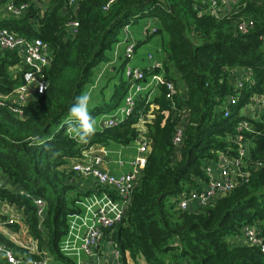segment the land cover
<instances>
[{
    "label": "trees",
    "instance_id": "1",
    "mask_svg": "<svg viewBox=\"0 0 264 264\" xmlns=\"http://www.w3.org/2000/svg\"><path fill=\"white\" fill-rule=\"evenodd\" d=\"M13 1L28 7L20 16L0 17V29L25 40L43 39L50 45V62L41 71L46 89L29 98L22 115L12 112L9 99L0 98V172L9 184L0 187V200L18 211L11 216L18 222L10 224L8 217L7 224L28 227L41 254L30 253L1 232L0 241L20 255L39 259L47 253L52 264H76L62 249L69 217L82 212L68 170L90 145L137 140L143 133L136 124L155 102L159 108L145 122L150 140L146 165L124 217L104 238L116 243L124 264L127 253L147 264H264L259 247L234 242L249 224L258 225L264 235V114L254 118L242 113L253 96L264 94V0H239L227 13L222 12L224 0H218L217 14L208 0H79L76 7L69 0ZM7 2L0 0V8ZM142 18L156 22L150 37L163 36L166 58L155 72H163L186 96L178 93L172 101L166 85H160V95L154 101H137L123 123L95 128L87 142L72 138L66 121L75 98L86 94L90 83L97 84L96 66L109 59L107 52L120 41L124 28ZM74 19L79 22L76 31L69 26ZM247 20L254 24L242 32L239 23ZM123 56L114 73L125 67ZM21 63L18 49H0V94L9 96L23 83ZM247 68L253 72L251 79L236 87L244 72L237 76L236 70ZM127 89L121 75L110 94L115 102L106 101L103 93V100L89 110L91 116L113 112ZM228 95L238 100L226 116L222 105ZM185 109L188 120L179 146L174 134ZM242 121L253 129L239 130ZM238 135L242 144L251 141L248 182L210 206L178 207L176 199L208 180L205 168L218 151L238 155ZM34 197L46 203L42 217Z\"/></svg>",
    "mask_w": 264,
    "mask_h": 264
},
{
    "label": "built area",
    "instance_id": "2",
    "mask_svg": "<svg viewBox=\"0 0 264 264\" xmlns=\"http://www.w3.org/2000/svg\"><path fill=\"white\" fill-rule=\"evenodd\" d=\"M79 0H69V4L76 7ZM209 2V3H208ZM210 10L217 14L221 11L218 0H208ZM28 7L27 3L17 5L13 0H8L5 4L7 12L14 16H20ZM254 24L253 20L241 21L239 23V29L242 32H246L250 26ZM69 26L76 31L79 26V22L74 19L69 23ZM127 30V27H125ZM152 31H156L152 28ZM137 41L129 39L127 40L124 50V58L126 59L125 78L127 80V93L124 97L122 104L113 112L104 114L101 119L102 127L116 126L123 123L129 118L136 109L137 101L145 99L149 102V98L146 96L148 86L151 84L163 85L167 87V97L172 101L178 95V89L172 81H167L163 72H155L157 69H162L163 62L159 63L153 58L152 53L147 54V59L150 62L149 68H143L131 63L136 53ZM0 49L13 50L18 49L22 63L19 67L23 71V83L19 85L15 92L9 96L0 94V98H7L11 101V110L15 115L23 114V106H25L30 97L39 95L44 92L47 87V78L41 71L44 67H47L50 62V45L41 38H34L32 40H25L8 29H0ZM147 70V71H146ZM150 72V73H149ZM150 76L149 82H146V78ZM253 72L247 68L241 77L236 79V87H243L245 79H251ZM101 74L97 77V82ZM95 86L92 85L91 88ZM238 100L235 95H228L226 97L222 108L225 109V115H229V106L236 103ZM251 103H257L264 110V94L255 95L252 97ZM246 107V106H245ZM184 117L182 122L177 126L174 134V143L179 145L182 143L186 125L188 120L187 110H184ZM264 114V111H263ZM144 117L140 119L139 123L144 122ZM138 123V124H139ZM137 126V124H136ZM239 130L248 129L252 130L253 126L247 121H242L238 127ZM242 137L238 135L237 139L240 144L238 155L229 156L223 151H218L217 159H211L206 166V173L208 180L201 183L198 188L191 190L190 193L180 196L176 199L178 207L181 209H201L215 203V201L232 191L242 182H248L250 170H249V158H250V140L245 143H241ZM150 140L145 137L140 144L139 154L131 162L132 170L129 173L123 175H115L104 170L102 163L104 160L105 149L98 148L99 145H90L83 150L82 156L75 160L68 170L71 177V182L74 184L75 189L73 193L76 194L77 183L87 179H91L96 182L100 187L105 189H113L118 196L125 203L118 214L110 216L100 211L94 218V221L87 226L83 235L81 249L90 257L96 256V248L100 241L105 237V231L113 228L119 221L122 220L124 214L127 211L128 204L130 202V196L132 189L137 185L138 180L146 165L147 155L150 150ZM261 167L262 164L259 163ZM255 168V167H254ZM8 186L5 181L0 179V187ZM25 195L30 196L27 192L22 191ZM35 204L37 205V213L40 217L45 214L46 203L43 198L34 197ZM192 205H195L192 207ZM79 214V213H78ZM8 222L10 224L18 222L14 217H11ZM244 242L246 244L257 246L264 252V235L261 234V229L258 225L249 224L243 227L242 237H236L234 242ZM112 246V252L116 259L115 264H124L122 260V253L117 248L116 243L113 240L109 241ZM18 245L24 247V245L18 241ZM28 249L27 247H24ZM31 252L41 254L36 243V250H30ZM0 255H2L6 261V264H48L46 258H30L25 255H20L14 251L6 243L0 241Z\"/></svg>",
    "mask_w": 264,
    "mask_h": 264
},
{
    "label": "crops",
    "instance_id": "3",
    "mask_svg": "<svg viewBox=\"0 0 264 264\" xmlns=\"http://www.w3.org/2000/svg\"><path fill=\"white\" fill-rule=\"evenodd\" d=\"M7 14L9 13L7 12L5 6H2V8H0V17H3ZM155 24L156 22L154 23V21L150 19L148 25H145L140 31L141 36L143 39L145 38V40H137V38H134V40L139 42L141 41V43L144 41L150 42L152 37L149 36L148 31L149 28L151 30ZM127 34L130 36L132 35V33H130V25L128 26ZM126 35L122 32L120 41L107 52L109 59L100 63L94 69V79H97L100 74L101 76L97 84L91 90L90 88L94 84L90 83V85L87 87L86 94H89L91 97L88 110L95 108L98 103L103 100V93H106V101L109 103L113 102L112 98L110 97L113 87L109 92L108 90L112 84H115L111 80V77L116 71L117 64L121 60V56L124 55L127 41L122 42V39ZM133 35H135V32H133ZM140 45L141 44H139V46ZM138 47L131 63L143 68H149L151 64L147 59L148 53H152L153 58L159 63L165 61L166 52L163 50L162 44H157L156 51L148 53L145 51L138 52ZM243 71L245 70L237 69L236 75H240ZM147 76L146 82H149L150 75L147 74ZM160 91V86L151 84L148 86L146 96L150 99L149 101H154V99L160 95ZM180 91L182 96H186V93L183 89H180ZM157 108H159V105L155 102H152L150 105L149 114L144 117V122L137 124L138 129L143 133L137 140L132 141L129 144L113 142L109 146L99 145L98 148L106 150L102 163V168L104 170L112 172L115 175H123L129 173L132 170L131 162L139 154L141 141L146 137L145 133L147 131V127L145 122L152 119L154 116L153 111ZM263 111V108L257 103L248 104L242 109V113L254 118L261 117L263 115ZM101 124L102 123L100 120L97 127H102ZM0 179L8 184V180L2 175L1 172ZM76 187L79 192V204L82 206V212L69 217V231L62 241V249L67 255H70L72 259L75 260L76 264H115L116 259L112 252V246L110 245L109 240L103 238L96 248V256L90 257L81 249V238L87 226L94 221L95 216L100 211H103L107 215L114 216L119 213L125 203L113 189L108 188L107 190L104 187H100L95 181L91 179H87L82 182L80 181L77 183ZM194 206L195 205H192V207ZM17 212L18 211L15 206L9 205L7 201L0 200V232L16 245H18V241H20L24 247H27L32 251L36 250V241L29 233L28 227L22 226L21 229H16L13 226L7 224V218L11 217ZM29 252L34 253L31 251ZM127 256V264H147L140 256L137 257V260H133L129 253H127ZM42 258H46L48 264H52V258L49 254L45 253ZM0 264H6V261L2 255H0Z\"/></svg>",
    "mask_w": 264,
    "mask_h": 264
},
{
    "label": "rangeland",
    "instance_id": "4",
    "mask_svg": "<svg viewBox=\"0 0 264 264\" xmlns=\"http://www.w3.org/2000/svg\"><path fill=\"white\" fill-rule=\"evenodd\" d=\"M239 0H224L223 1V5H222V12L223 13H227L229 12L231 9H233L234 5L238 3ZM150 19L149 18H142V19H138L136 20L134 23L130 24V33H132V35L130 36L129 34H127V31H128V26L127 27V30H123V34L125 33V37L122 39V42H126L127 40L129 39H132L134 40V38H137V40H145V38L143 39V37L141 36V33L140 31L143 29V27L145 25H148ZM149 31H150V28H149ZM133 32H135V35H133ZM162 44L163 43V36L160 35V34H157V35H154L152 36V38L150 39V42L149 41H144L141 43V45L138 47V52L140 51H145V52H154L156 51V48H157V44ZM151 50V51H150ZM125 78V70H124V67L122 70H120V72H117V73H114L112 76V81L113 83H117L120 79V77ZM114 84H112L110 87H109V90L108 92L111 90V88L113 87ZM180 96H182L181 92H179ZM115 101L113 100V103ZM103 114H97L95 115L93 118H94V121H95V128H97V125L99 124V121L101 120ZM145 117V116H144ZM71 119V117H70Z\"/></svg>",
    "mask_w": 264,
    "mask_h": 264
},
{
    "label": "clouds",
    "instance_id": "5",
    "mask_svg": "<svg viewBox=\"0 0 264 264\" xmlns=\"http://www.w3.org/2000/svg\"><path fill=\"white\" fill-rule=\"evenodd\" d=\"M90 100L89 94L77 96L69 109L71 119L66 121L69 133L74 134L72 138L84 142L95 133V121L88 110Z\"/></svg>",
    "mask_w": 264,
    "mask_h": 264
},
{
    "label": "water",
    "instance_id": "6",
    "mask_svg": "<svg viewBox=\"0 0 264 264\" xmlns=\"http://www.w3.org/2000/svg\"><path fill=\"white\" fill-rule=\"evenodd\" d=\"M111 174H114V173H112V172H110Z\"/></svg>",
    "mask_w": 264,
    "mask_h": 264
}]
</instances>
